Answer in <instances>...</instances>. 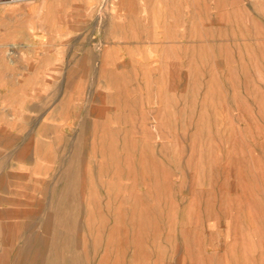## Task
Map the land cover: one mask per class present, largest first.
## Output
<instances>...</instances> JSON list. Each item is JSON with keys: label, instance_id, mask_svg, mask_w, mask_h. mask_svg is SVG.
Returning a JSON list of instances; mask_svg holds the SVG:
<instances>
[{"label": "rangeland", "instance_id": "obj_1", "mask_svg": "<svg viewBox=\"0 0 264 264\" xmlns=\"http://www.w3.org/2000/svg\"><path fill=\"white\" fill-rule=\"evenodd\" d=\"M0 264H264V0H0Z\"/></svg>", "mask_w": 264, "mask_h": 264}]
</instances>
